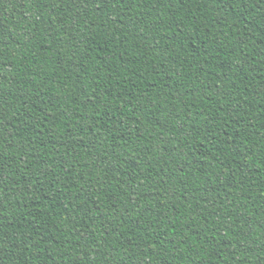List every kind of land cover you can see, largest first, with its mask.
<instances>
[{"label":"trees","instance_id":"1","mask_svg":"<svg viewBox=\"0 0 264 264\" xmlns=\"http://www.w3.org/2000/svg\"><path fill=\"white\" fill-rule=\"evenodd\" d=\"M0 264H264V0H0Z\"/></svg>","mask_w":264,"mask_h":264},{"label":"snow or ice","instance_id":"2","mask_svg":"<svg viewBox=\"0 0 264 264\" xmlns=\"http://www.w3.org/2000/svg\"><path fill=\"white\" fill-rule=\"evenodd\" d=\"M88 2H93V0H88ZM101 3H108L110 0H100ZM117 3L120 2V0H116ZM234 3L238 4L240 7L244 6V0H233ZM3 113L0 112V122L3 120Z\"/></svg>","mask_w":264,"mask_h":264}]
</instances>
